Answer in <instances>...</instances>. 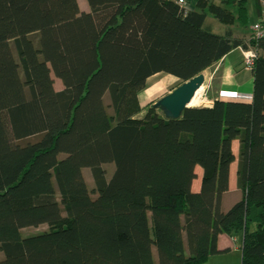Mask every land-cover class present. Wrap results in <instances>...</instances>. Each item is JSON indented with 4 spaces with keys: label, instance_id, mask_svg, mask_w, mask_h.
<instances>
[{
    "label": "trees",
    "instance_id": "16d2710c",
    "mask_svg": "<svg viewBox=\"0 0 264 264\" xmlns=\"http://www.w3.org/2000/svg\"><path fill=\"white\" fill-rule=\"evenodd\" d=\"M177 1L87 0L85 11L79 0H0V264H118L115 246L120 264H205L220 235L242 236V264H264V39L237 35L248 0ZM249 47L252 103L187 109L174 142L153 103L135 123L151 77L181 85ZM234 141L241 198L222 210Z\"/></svg>",
    "mask_w": 264,
    "mask_h": 264
},
{
    "label": "crops",
    "instance_id": "0c3cea01",
    "mask_svg": "<svg viewBox=\"0 0 264 264\" xmlns=\"http://www.w3.org/2000/svg\"><path fill=\"white\" fill-rule=\"evenodd\" d=\"M186 1L188 3L190 2L194 3L197 0H186ZM250 30L251 28L248 29L247 31L243 29V33L239 36L245 35V37H247L250 34ZM242 55H243L242 50L241 52L235 51L229 56L224 57L214 66L211 67L214 70V74L209 83V86L207 87V90L211 88V90H214V94L212 100L210 101L214 102L215 100H220L224 102H244V103L253 102L254 78L250 71H247L243 68ZM167 78L169 79V81H172L171 79H173V76L166 74H157L148 80L147 87L138 94L141 107L144 103L156 99L154 98L156 91L166 87L164 85L165 84L164 80H166ZM214 78L216 82L213 83ZM174 79L173 82L174 81L178 82L177 78L174 77ZM169 93L170 92H168L167 94ZM165 95L159 97L158 100L164 97ZM144 112L145 110L143 108L142 113L137 116V119L140 116H142L143 118ZM169 132H170V127H168V134ZM180 133L178 134L179 137H180ZM232 148L235 155V161L231 165L229 191L221 197L220 208L222 210L229 209L233 204H235L241 198V193L237 188V165H238V155H239V142L234 141L232 144ZM196 171H197V179H195V181L193 182V190L199 191L201 187L203 172L200 167H198ZM230 195H234V196L225 200L226 197ZM239 237L240 235L236 237L220 235L218 240V246L219 249L221 250V253L225 252L226 250H232L235 247L234 245H232V242L239 243L240 241ZM233 238L236 239L237 241L236 242L233 241Z\"/></svg>",
    "mask_w": 264,
    "mask_h": 264
},
{
    "label": "rangeland",
    "instance_id": "374dc122",
    "mask_svg": "<svg viewBox=\"0 0 264 264\" xmlns=\"http://www.w3.org/2000/svg\"><path fill=\"white\" fill-rule=\"evenodd\" d=\"M215 2L218 5L223 6V5H225L226 0H215ZM79 3L81 5L82 10L84 9L85 11H90L87 0H79ZM187 5L192 6V2L188 3ZM247 7H248V15H249V26L247 27V29H245V31L252 28V26L254 24H256L257 22H262L264 20V4H261V6L258 7L256 0H248L247 1ZM113 11H114V9H109L107 11L96 13L94 15V17H95L97 26L102 27L104 22L112 15ZM5 23H6V30H7L8 39L14 40L17 37V31H16V26H15L13 19L11 17H8L5 19ZM242 33H243V30L237 29V35H241ZM250 35H251V30H250V34L247 37H245V35H243V40L247 44H249L251 42L249 40ZM243 68L245 70H247L244 67V62H243ZM247 71H249V70H247ZM53 77L55 79L56 89L62 90L64 87L62 81L60 79H58L57 77H55L54 75H53ZM173 79H174V77H173ZM173 79H171L172 81H169L168 78L166 80H164V83H165L164 85L166 87L161 88L158 91H156V93L154 95L155 96L154 98H156L155 100L144 103L142 105L144 110L148 106L149 103L154 104L155 102L158 101L159 97L167 94L168 92L171 93L174 89H176L177 86L180 85L179 80H178V82H175V81L173 82ZM214 79H213V83L216 82V80H214ZM213 94H214V90H211V88H209L208 91L206 90V92H205L206 101L212 100ZM2 117L6 122V132H7L8 136L10 137L11 145L14 146L15 141H14V138L12 135L11 125L9 122V117H8L7 112H3ZM141 119H142V116H140L138 119H136L135 123L140 124ZM131 123L135 124L134 122H131ZM169 127H170V132L168 134V140L171 142L178 141L179 140L178 134L181 132L179 123L170 122ZM233 196L234 195H230V196L226 197L225 200H227L228 198H231ZM46 210L48 213V222L49 223L52 221L61 219L63 216L62 207H61L60 202H58L57 205L47 207ZM110 224H111L112 228L115 229L114 218H113L112 213L110 214ZM47 229H48V225H43L39 228H32L31 230H29V232H30L29 235H35L38 233H42V232L46 231ZM23 235L29 236L27 234H23ZM239 238H240L239 243H233L232 242V245L235 246L232 250H226L225 252H223L221 254H217V255L212 256L205 264H242V251L240 249L242 246V239H241V236ZM115 255H116L117 263L120 264L117 246H115Z\"/></svg>",
    "mask_w": 264,
    "mask_h": 264
},
{
    "label": "water",
    "instance_id": "95a60500",
    "mask_svg": "<svg viewBox=\"0 0 264 264\" xmlns=\"http://www.w3.org/2000/svg\"><path fill=\"white\" fill-rule=\"evenodd\" d=\"M212 77L213 69L209 68L160 98L154 103V108L158 109L169 122H178L187 109L212 106L211 101H205L199 106L191 105L196 94L209 86Z\"/></svg>",
    "mask_w": 264,
    "mask_h": 264
},
{
    "label": "built area",
    "instance_id": "2783aa9c",
    "mask_svg": "<svg viewBox=\"0 0 264 264\" xmlns=\"http://www.w3.org/2000/svg\"><path fill=\"white\" fill-rule=\"evenodd\" d=\"M177 2L180 5H183L185 3L184 0H178ZM262 39H264V23H256L251 28V35L249 40L251 42H258ZM243 58H244L243 59L244 67L247 70L251 71L255 64V60L258 58L257 50L254 49L253 47H249L247 50H243ZM213 74H214V70H213ZM233 241L236 240L233 239Z\"/></svg>",
    "mask_w": 264,
    "mask_h": 264
},
{
    "label": "bare ground",
    "instance_id": "6f19581e",
    "mask_svg": "<svg viewBox=\"0 0 264 264\" xmlns=\"http://www.w3.org/2000/svg\"><path fill=\"white\" fill-rule=\"evenodd\" d=\"M207 89H203L201 91H199L196 96L194 97L193 101H192V106H199L201 105L203 102L206 101L205 99V92Z\"/></svg>",
    "mask_w": 264,
    "mask_h": 264
},
{
    "label": "clouds",
    "instance_id": "9594fccd",
    "mask_svg": "<svg viewBox=\"0 0 264 264\" xmlns=\"http://www.w3.org/2000/svg\"><path fill=\"white\" fill-rule=\"evenodd\" d=\"M206 89H207V88H206ZM211 102H212V101H211ZM233 239H234V238H233ZM235 240H236V239H235ZM236 241H237V240H236ZM236 241H235V242H236Z\"/></svg>",
    "mask_w": 264,
    "mask_h": 264
}]
</instances>
